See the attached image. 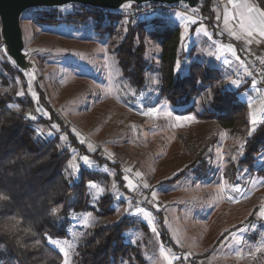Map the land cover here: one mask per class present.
Returning a JSON list of instances; mask_svg holds the SVG:
<instances>
[{"label":"rangeland","instance_id":"374dc122","mask_svg":"<svg viewBox=\"0 0 264 264\" xmlns=\"http://www.w3.org/2000/svg\"><path fill=\"white\" fill-rule=\"evenodd\" d=\"M75 12L71 6L59 10L63 15ZM36 15L33 10L22 17L25 54L35 64L36 78L14 73L3 49L0 96L10 94L8 107L35 122L37 141L58 136L60 148L70 149L64 169L69 178L80 181L83 170L106 175L91 181L95 187L88 183V208L72 213L69 237L58 239L69 264H75L77 250L93 228L124 219L131 225L123 236L138 248L144 264H264V217L259 215L264 177L240 163L252 114L264 118V85L240 49L216 33V26L222 32L221 24L210 28L207 21L179 12L141 20L161 22L147 25L145 79L136 85L118 57L129 20L103 32L92 18L40 24ZM176 28L181 31L176 77L186 76L192 63L219 71V78L200 87L185 106H175L161 94V42ZM244 85L239 100L249 125L243 134L203 116L212 110L215 92H236ZM68 136L83 147L72 145ZM263 165L264 152L255 167ZM106 196L113 215L100 214L99 202Z\"/></svg>","mask_w":264,"mask_h":264},{"label":"trees","instance_id":"16d2710c","mask_svg":"<svg viewBox=\"0 0 264 264\" xmlns=\"http://www.w3.org/2000/svg\"><path fill=\"white\" fill-rule=\"evenodd\" d=\"M252 1L264 11V0ZM71 7L77 12L63 15L59 13L60 9H36L35 20L40 24H56L92 18L98 24L97 29L103 32H111L123 20L115 14L106 16L100 10L77 5ZM199 10L209 27L213 28L216 23L213 0H205ZM147 17L128 21L130 31L118 48L123 72L136 85L143 84L145 79L147 25L157 26L161 22H154L157 19L149 23L141 21ZM135 21H139L136 26L130 25ZM180 45V29H173L163 36L161 94L175 106L190 104L200 87L211 85L219 78L217 69L204 67L201 63H192L186 76L176 77ZM14 69V73L25 77L19 69ZM1 79L5 78L0 71ZM246 87L244 85L236 92H215L212 110L203 116L215 120L219 126L234 134H243L248 130L249 122L239 93ZM12 101L10 94L0 96V194L8 197L7 200H0V264H62L63 255L48 244L47 237H69L72 213L88 208V183L106 175L83 170L80 181L69 178L64 169L71 159L70 149L60 148L58 136L44 142L37 141L34 138L35 122L10 109L8 104ZM68 138L72 145L83 147L73 141L72 136ZM262 152L264 123L246 138L240 161L264 177V165L255 167ZM110 206V197H103L99 202L100 214L113 215ZM130 225L124 219L118 224L93 228L79 246L75 264H120L123 261L144 264L138 248L126 242L123 236Z\"/></svg>","mask_w":264,"mask_h":264},{"label":"water","instance_id":"95a60500","mask_svg":"<svg viewBox=\"0 0 264 264\" xmlns=\"http://www.w3.org/2000/svg\"><path fill=\"white\" fill-rule=\"evenodd\" d=\"M205 0H131V6L140 7L147 3L175 5L187 4L199 7ZM130 0H0L1 44L14 66L28 78H36L35 64L25 54L22 17L36 9H61L71 5L100 11H119L126 8Z\"/></svg>","mask_w":264,"mask_h":264},{"label":"snow or ice","instance_id":"6c2138e0","mask_svg":"<svg viewBox=\"0 0 264 264\" xmlns=\"http://www.w3.org/2000/svg\"><path fill=\"white\" fill-rule=\"evenodd\" d=\"M231 2V0H230ZM125 7H131V0L128 4L124 5ZM243 8L246 9V11L241 12L240 17L238 19V23H239V30L241 34H238L237 32H232L231 34L237 39H246V38H252L254 37V35H258L261 38H264V11H261L257 8H253L252 6L249 5H243ZM233 19H237L236 17H233ZM192 23H196L195 20L191 21ZM225 24H228V21L225 20ZM188 29L187 27H185V32H187ZM246 42L248 44L252 43V39H246ZM6 51V50H5ZM239 59V57H238ZM179 67V65H178ZM249 76L252 75L251 72L248 73ZM231 83L233 85H235L236 87L240 86V81L233 79L231 80ZM253 84H255V82H253ZM21 95L23 93H20ZM179 119V118H178ZM259 123H264V118L258 117L256 113L252 114V118H251V124L253 125L252 130L249 132V135L252 134L253 131H255V126ZM53 128H56V125L52 126ZM84 162L88 163V157H84ZM233 159H235V157H233ZM139 175V174H138ZM125 180H128L129 177H124ZM90 187H95L94 183L90 182ZM128 187L132 188L133 185L131 183H129ZM144 188H148L149 185L147 183H144L143 185ZM153 196H155V194L153 193ZM8 197L0 194V200H7ZM259 215L261 217H264V210H262ZM12 219H15V217H13ZM85 224H87V220H85ZM153 232H155V229H153ZM48 242L51 243L53 246L59 248L60 252L63 253V264H69V260H68V251L66 250V248L64 246H61V242L58 239H54L51 236L47 237ZM39 243V242H37ZM68 247H71V245H67ZM264 247V246H262ZM261 251V247H257L256 248V252ZM176 259H179V257H176ZM171 264V262H170Z\"/></svg>","mask_w":264,"mask_h":264},{"label":"built area","instance_id":"2783aa9c","mask_svg":"<svg viewBox=\"0 0 264 264\" xmlns=\"http://www.w3.org/2000/svg\"><path fill=\"white\" fill-rule=\"evenodd\" d=\"M160 12H179L193 19H197L201 22H206L204 17L201 15L199 8H190L187 4L178 3L175 5L158 4V3H147L140 7L131 6L126 7L119 11H103L104 15L115 14L123 20H139L146 16L153 14H159ZM216 33L222 34L220 27L216 26ZM2 41V38H0ZM0 41V51L4 49ZM240 52L243 58L249 63L251 70L260 77L262 84L264 85V53L253 52L246 48L240 47Z\"/></svg>","mask_w":264,"mask_h":264},{"label":"crops","instance_id":"0c3cea01","mask_svg":"<svg viewBox=\"0 0 264 264\" xmlns=\"http://www.w3.org/2000/svg\"><path fill=\"white\" fill-rule=\"evenodd\" d=\"M213 3L216 20L215 24H221L222 27V34H218L219 36H221L222 40L232 43V45L237 49H240L241 47L254 52L263 51L264 53L263 49H256L264 48V38H261L258 35H254V37L252 38H246L252 39V43L248 44L246 42V39L237 40L231 34L233 31L241 34L239 30L238 19L241 12L246 11V9L242 7L243 5H249L253 8L259 9L252 0H231V2L230 0H213ZM233 17H236L237 19H233ZM225 20L228 21V24H225ZM192 29H194V27Z\"/></svg>","mask_w":264,"mask_h":264}]
</instances>
